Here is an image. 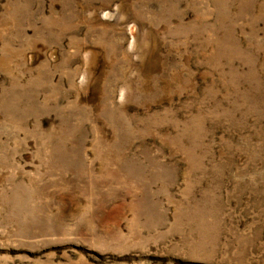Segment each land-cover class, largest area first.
Returning <instances> with one entry per match:
<instances>
[{"label": "rangeland", "instance_id": "374dc122", "mask_svg": "<svg viewBox=\"0 0 264 264\" xmlns=\"http://www.w3.org/2000/svg\"><path fill=\"white\" fill-rule=\"evenodd\" d=\"M0 264H264V0H0Z\"/></svg>", "mask_w": 264, "mask_h": 264}]
</instances>
